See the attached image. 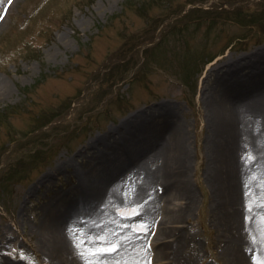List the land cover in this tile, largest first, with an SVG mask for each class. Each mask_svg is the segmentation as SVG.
<instances>
[{"label": "rangeland", "instance_id": "rangeland-1", "mask_svg": "<svg viewBox=\"0 0 264 264\" xmlns=\"http://www.w3.org/2000/svg\"><path fill=\"white\" fill-rule=\"evenodd\" d=\"M257 1L171 0L166 9L164 0H0V85L5 84L0 86V264H55L47 244L41 246L40 224L47 213L62 221L74 209L78 212L81 194L103 195L90 204L92 212L102 206L105 219L117 226L108 233L112 237H102L107 233L103 222L88 226L91 211L80 216L95 231L88 241V235L82 236L81 255L116 258L120 241L128 236L131 251L143 253L135 264H231L237 252L244 264H264V106L250 117L241 112L246 106L230 103L234 110L240 108L243 120L234 124L241 134L233 131L230 148L217 134L215 104L208 99L218 86L216 72L256 50L260 64L264 62V37L256 38L264 31V23L256 21ZM240 20L258 25L243 28ZM238 80L261 85L253 91L264 85L263 77L252 74ZM230 93L236 99L243 96L240 103L248 99V91ZM259 96L253 98L258 101ZM151 115L158 119L143 132L147 152L141 145L138 155L146 153L134 165L144 162L146 171L151 166L161 170L160 156L153 153L164 133L168 143L177 142L178 172L182 170L193 197L185 205L172 193L175 186L160 200L161 188L155 212L146 217L141 200H131L129 190L122 188L114 202L110 195L113 180L128 185L142 181L145 190L156 193L145 174H131L134 165L117 179L111 176L109 187L99 183L98 190H87L81 176L88 160L96 164L99 151L117 146L123 121L149 122ZM105 135L113 139L108 144ZM220 149L235 161L239 174L229 159L232 170L225 172L226 165L216 158ZM246 165L251 169L247 173ZM235 174L242 178L239 183ZM224 182L233 184L231 193L242 213L230 222L220 216ZM71 187L74 195L62 197ZM59 194L66 203L60 209L61 198L53 202ZM175 209L179 222L168 223ZM160 220L172 232L166 243L184 239L176 259L158 256Z\"/></svg>", "mask_w": 264, "mask_h": 264}, {"label": "bare ground", "instance_id": "bare-ground-1", "mask_svg": "<svg viewBox=\"0 0 264 264\" xmlns=\"http://www.w3.org/2000/svg\"><path fill=\"white\" fill-rule=\"evenodd\" d=\"M259 53L260 52L256 50V51L251 52L250 55L247 54L244 58H240L239 55H237L240 59L239 61L241 62L235 61L233 64L228 65L226 69L216 72L217 76H220L219 81L217 80L218 86L217 87L215 86L213 91H210L212 93V96L208 97V99L211 100L212 102L214 101L215 108H214V113H213L214 114L213 122L215 121L214 123L216 124L218 128L217 134H219L222 138H225V141L227 143L226 147H230V148L233 147L234 144L232 142V138H233V135H235L233 131L236 130V134L239 133L238 134V137H239L241 133L237 131L236 125L237 123L238 125L243 123V120L241 119V113L239 110L240 108L234 110V108L230 106V103L232 104V102L238 101L236 102L238 103L237 104L238 106H241V107L246 106L245 108H241V112H242V109H244L245 112L243 111L242 114L243 115L247 114L250 117H252V115L253 117H255L260 113V112L256 113L255 111V108L257 106L259 107L264 106V85L262 87H259L261 89L258 88L259 90L253 91L252 89L257 88L258 86H261V85H258V84L253 85L252 83H250L251 80H244L243 82L238 80V78L239 79L247 78V76L250 74L255 75L256 78L259 80L262 77L264 78V62L260 64L259 56H258ZM260 56H263V55H260ZM199 71L202 72L203 69H200ZM235 82L236 84L232 87L231 85H233ZM1 85L5 86L4 83H1ZM233 91H236L238 93L240 92L245 93L246 91H248V94H246L248 96V99L245 102L240 103L239 100L243 96L236 99L230 93ZM254 93H257V94H254ZM254 95L255 96L261 95L259 96V98L261 99L256 101L257 97L253 98ZM151 117H152V120H149V122L147 119L140 121L137 118L134 121H131V120L123 121L121 123V126L118 128L119 130L117 129L118 130V132H116L117 137L114 140L117 142V146L116 147L114 146L113 149L111 150H108L104 147L103 150L98 152V159H97L96 164L90 165L92 164V162L91 161L88 162L89 161L88 160L87 162L89 163V165H87V162L83 165L82 176L84 177L81 176V179H83L85 186L87 185V190L88 189L89 190L100 189L99 183H101L102 186L104 187L106 186L109 187L112 179L110 181H108V179H110L111 176H113L114 179H117V177L119 176V174L122 173V171L124 170L128 171L130 167L134 165L133 162L136 160L137 157L140 158L147 152V148L143 147L144 146L142 142L144 138L143 132L149 130L153 124H156L154 123V121H157L158 119L157 117H154L152 115ZM158 126H161V125H158ZM158 126H157V129L159 128ZM152 132H153V128H152ZM154 136L155 135L154 134L152 135V133L150 132V137H154ZM110 140H113V139L108 138L107 135H105V137L103 138V141L106 144L110 143ZM157 140H159L160 142L158 144L156 152L153 154H155L157 157L160 156L159 163H160L161 170H158V168L151 166L150 171H146L144 162L141 164L139 162H136L135 164L137 163L139 164H137V166L134 165L135 167L133 166L132 169L135 168V170L133 169L131 171V174H135L134 171H136V173L140 175L145 174L144 177L146 179H149L151 183H155L156 193L153 192L151 188L148 191L145 190L142 186V181H137V180H132V185H128L126 180L122 181L123 183L121 182V180L119 181L113 180V182L115 183L111 184L110 186V187H112L113 185L115 186L114 188L115 191L112 190L110 194L113 200L112 202L118 199L119 195L123 191L122 188H125L124 192H128L129 190L131 200H133L134 198L136 200H141L143 204V211H145L146 217L151 216L155 212L156 202L154 199H156V196L158 195L157 194L158 190L161 188H162L163 194L158 196L160 197V200H161V197H163L165 194H168L170 192V194L173 193L175 196L177 195L176 196L177 198L185 200L184 204L186 205V203L191 202L192 200L191 198L193 197V193L189 185L185 181V175L182 174L181 176L180 172L182 170L178 172L179 166L177 164L180 161V156L177 151V149L179 150V147H177L176 145L177 144L176 140L173 139L171 140L170 143H168V140L166 138V135H164V133L163 135L161 134L160 136H158ZM221 143L223 144V141ZM141 145L143 147V150L144 151L146 150V152L138 155L139 153L143 152ZM220 150H221V153L217 152L216 158H218L220 162H223V166L226 165L225 167L227 171L225 170V172L232 170L231 168L233 164V166L236 167L237 169V173L239 174L240 170H238V167H237L238 165H236L235 161L232 158L229 159L228 156L224 157L225 155L224 150L222 149ZM236 153L238 154V152ZM236 153L234 154L235 158H237ZM150 156L151 155H149V157ZM92 158L95 159V157L91 156L90 159ZM121 158H123V161H120ZM165 158H166L167 163L165 161ZM126 159H128V162L129 161L130 162L128 163L127 161H125ZM228 159L231 160L232 164L229 162ZM262 163L263 164L261 165L264 171V158L262 159ZM246 166L244 168L245 173H247V171H249L248 169H250L249 165L247 167ZM235 175H236V180L239 183V180H241L242 178L240 175L238 176L237 174ZM133 178H136V177H133ZM232 185L233 184L231 182L230 184L228 183L226 184L224 182V184L222 185V189H221V191H223L221 192V197H222V203L224 206V207L222 206V208H225V210L223 209L224 211L221 212L220 216L221 218H224V220H226L225 222H230L234 219L236 220L239 217V215L242 214L241 211L238 210L239 202H237L235 195L231 193V191L233 190ZM175 186H178V188L174 189V191L171 193V190ZM74 191H75L74 188L71 187L70 189L66 190V193L63 194L62 197L68 194L74 195ZM81 195L83 196V198L79 199V204L81 205V207L79 208L78 212L74 209L70 214L68 213L69 215L68 214L66 215L67 217L66 216L65 218L62 217L63 218L61 219L62 221H58V219H56L55 216L53 217V213H51V216L50 214L48 216V213L46 212L47 214L44 215L42 223L41 224L39 223L40 224L39 234H40L42 243H44V245L41 244V246H45L47 244L46 249L48 253L51 254L50 258L54 260V263L55 264H115L116 261L118 260H120L121 262L129 260L132 264H135L141 261L143 259V253L137 252V251H131L132 249L131 242H130L131 239H129L127 234H125L127 236L126 239L121 240V238H118L119 240H121L120 241L121 245L119 249V254L117 255L116 258H106V256H103L102 258L93 259V258H90L88 255H86V253L84 252L82 255L80 254V247L83 246L80 244V241H83L82 236L88 235L87 237V241H88L91 239L92 233H95L94 230L88 227L90 225V222L92 223V225H95L97 227L100 226L98 221L103 222L104 224L103 226L104 228L106 227L107 233L101 234L102 237L103 236L112 237L108 233H111V232L113 233L115 229H117V226L115 225V221L113 219L111 218L107 220L105 219V216L103 215L104 211H103L102 206H100L101 208L100 210L92 212L90 204H94L100 201V197H102L103 195L100 197H94V196H91L90 194H86V195L81 194ZM62 197L59 194L58 198H56V200H53V202L57 203L59 202L58 199L61 198L60 199L61 204H59L61 206H58L59 207L58 209L62 207V204L63 205L66 204L62 202L63 200ZM175 199L176 198L173 197V201ZM82 200L89 201L90 203L83 205ZM82 211L84 212L82 213ZM87 211H91L89 212L91 218L87 220V223H86L88 224V226L81 223L82 219L80 218V216H82ZM178 212L179 211H177L176 209L175 211H173L174 214H173V218L171 219L172 221H168V223L179 222V220H177L178 218L177 216L179 214ZM184 212L185 211L183 210L182 213ZM46 216L49 218V220L46 218ZM251 217L253 220L254 218L253 215H251ZM167 226H166V221L160 220L158 222V228H156L157 230L156 234L158 236L157 243L160 242L159 243L160 252L158 253V256L162 257L163 259H167V258L176 259L180 257L179 247H181L182 243L184 242V239L179 240L176 243V245L174 242L166 243L164 239H167L168 237L172 236V232L167 230ZM122 231L124 232V230ZM230 233L231 235L236 236V237L237 236L240 237L241 235V233L238 231H235V232L231 231ZM106 239L109 240L108 238ZM171 244L173 245L170 246ZM231 245L234 246L233 241H231ZM74 246H75V249H74ZM234 248H236L237 250V247L234 246ZM234 248L231 247V249H234ZM230 252L233 253L232 250H230ZM232 257H233L232 259L234 260V262L231 264H244L242 263L244 262V260L239 256V252H237L235 256L233 253ZM187 262H190V258H187ZM170 264H177V262L172 261V263ZM178 264H182V262Z\"/></svg>", "mask_w": 264, "mask_h": 264}, {"label": "trees", "instance_id": "trees-1", "mask_svg": "<svg viewBox=\"0 0 264 264\" xmlns=\"http://www.w3.org/2000/svg\"><path fill=\"white\" fill-rule=\"evenodd\" d=\"M145 1H147V2H149L150 4H154L156 1L157 2H159V1H161V0H145ZM164 2H166V4L168 3V7H166V9H168L169 8V5L171 4L170 2H171V0H164ZM264 0H260V1H257V3L256 2H254V5L256 6H254V8L256 9V10H254V11H259V15H258V20H256V21H262V23H264ZM165 4V5H166ZM147 6L149 7V5H146V8H147ZM240 6V5H239ZM172 7H174V6H172ZM171 7V8H172ZM140 10V9H139ZM261 10L263 11V13H260L261 12ZM257 11V12H258ZM180 13V12H179ZM244 18V17H243ZM245 19V18H244ZM234 22H238L237 20H233ZM239 23H245V24H243V25H241L243 28H245L246 26H248V27H250V26H256V25H258L257 24V22H255V21H249L248 23H246V22H243V21H241L240 20V22ZM260 26V25H259ZM178 27H180V26H178ZM243 30V29H242ZM257 31V30H256ZM260 32V31H259ZM255 33H258V32H255ZM258 35H260V36H258V37H256V38H259V37H262V36H264V31H262L260 34H258ZM236 38H239V37H236ZM235 38V39H236ZM230 42H232V39H231V41ZM229 44V43H228ZM108 74V73H107ZM110 79V78H109ZM91 117V116H90ZM88 118H89V116H88ZM1 169L3 168V167H0ZM0 169V170H1ZM0 178H1V176H0ZM2 189H4V190H6L7 189V187H2Z\"/></svg>", "mask_w": 264, "mask_h": 264}, {"label": "snow or ice", "instance_id": "snow-or-ice-1", "mask_svg": "<svg viewBox=\"0 0 264 264\" xmlns=\"http://www.w3.org/2000/svg\"><path fill=\"white\" fill-rule=\"evenodd\" d=\"M110 250V249H109Z\"/></svg>", "mask_w": 264, "mask_h": 264}]
</instances>
